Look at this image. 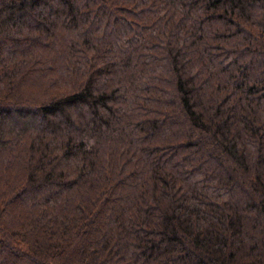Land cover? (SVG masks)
I'll return each instance as SVG.
<instances>
[{
  "label": "trees",
  "instance_id": "trees-1",
  "mask_svg": "<svg viewBox=\"0 0 264 264\" xmlns=\"http://www.w3.org/2000/svg\"><path fill=\"white\" fill-rule=\"evenodd\" d=\"M0 264H264V0H0Z\"/></svg>",
  "mask_w": 264,
  "mask_h": 264
}]
</instances>
